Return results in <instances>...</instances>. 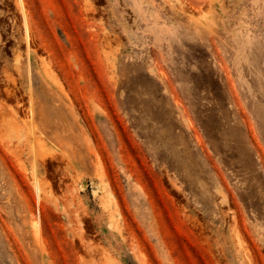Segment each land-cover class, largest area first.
<instances>
[{
	"label": "rangeland",
	"instance_id": "374dc122",
	"mask_svg": "<svg viewBox=\"0 0 264 264\" xmlns=\"http://www.w3.org/2000/svg\"><path fill=\"white\" fill-rule=\"evenodd\" d=\"M0 264H264V0H0Z\"/></svg>",
	"mask_w": 264,
	"mask_h": 264
},
{
	"label": "bare ground",
	"instance_id": "6f19581e",
	"mask_svg": "<svg viewBox=\"0 0 264 264\" xmlns=\"http://www.w3.org/2000/svg\"><path fill=\"white\" fill-rule=\"evenodd\" d=\"M168 1H169V0H168ZM172 1H173V0H172ZM218 1H219V0H218ZM18 2H19V1H18ZM18 2H17V3H18ZM176 2H177V1H176ZM176 2H175V3H176ZM179 4H180V3H179ZM183 4H184V3H183ZM21 6H22V4H21ZM19 8H20V7H19ZM204 15H205V14H204ZM191 16H192V15H191ZM198 16H199V15H198ZM104 38H105V37H104ZM211 144H212V143H211ZM241 157H242V156H241ZM261 196H262V195H261Z\"/></svg>",
	"mask_w": 264,
	"mask_h": 264
}]
</instances>
